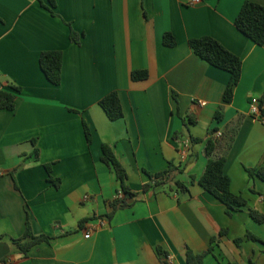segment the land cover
<instances>
[{
  "label": "crops",
  "instance_id": "1",
  "mask_svg": "<svg viewBox=\"0 0 264 264\" xmlns=\"http://www.w3.org/2000/svg\"><path fill=\"white\" fill-rule=\"evenodd\" d=\"M246 1L264 5L55 0L53 15L46 8L50 0H0V84L21 88L14 111L0 108V264H187L188 249L200 254L210 248L204 264H264V221L250 214L264 216V180L257 174L264 169V122L251 111L256 103L264 108V45L234 24ZM167 32L176 46L164 45ZM206 36L242 60L230 103L223 100L230 73L189 46V40ZM48 51L62 52L60 85L41 69L40 56ZM136 71H147L148 78L133 80ZM113 91L124 110L116 121L99 105ZM220 107L223 117L217 120ZM240 115L244 120L224 172L247 205L228 214L198 181L210 132H223ZM103 144L112 147L135 194L117 210L111 202L121 182L102 161ZM170 164L180 168L177 179L189 192L174 184L145 191L144 170L158 173ZM28 220L34 234L51 240L23 255L13 240L24 235Z\"/></svg>",
  "mask_w": 264,
  "mask_h": 264
},
{
  "label": "trees",
  "instance_id": "2",
  "mask_svg": "<svg viewBox=\"0 0 264 264\" xmlns=\"http://www.w3.org/2000/svg\"><path fill=\"white\" fill-rule=\"evenodd\" d=\"M40 1L41 4H43L42 0ZM55 7V0H50V7L46 8L51 12V14L55 15ZM234 24L238 31L251 39L254 43L260 46L264 45V5L252 1H246L242 6L238 16L236 17ZM70 37L72 41L79 43L78 36L75 32L71 31ZM163 43L168 47H174L177 44L174 36L168 32L164 34ZM189 46L199 58L206 61L211 66L230 73L231 80L225 90L223 97L225 103H230L234 98V89L239 84L242 77V60L237 55L225 48L219 41L210 36L191 39L189 40ZM62 64V52L48 51L43 52L40 56L41 69L47 79L54 85H60L62 82ZM132 78L136 81L147 79L148 72H133ZM19 91H21L20 87L10 85L9 89H5L0 84V108L14 111L16 108V92ZM99 105L102 107L107 117L111 121H116L124 117L122 102L117 91H113L103 97L99 101ZM259 107L261 111V117L264 118V108L261 104H259ZM223 112L224 108L220 107L216 112L215 118L217 120H221L223 117ZM243 120V115L238 116V118H236L223 129L221 137H217V132L219 131L218 128H214L210 132V136L206 141L203 151L205 157L207 158V165L198 181L204 190L212 194L224 205H226L228 214H232L233 212L247 205L246 199L240 195L234 194L231 191L230 178L224 172L227 157L233 147ZM83 127L88 144H91L92 134L88 124L85 121H83ZM191 141L193 143L203 142V140L200 139H192ZM102 152V161L115 171L117 178L121 182L120 190L124 193V198L115 199L111 202V206L113 210L127 207L129 205L128 200L135 196V194L132 193L126 185L127 172L122 164L118 161L112 147H110L108 144H103ZM35 157L36 159L39 158L38 150L35 152ZM46 168L49 173V180L55 186H59L60 180L51 176V166H46ZM144 172L149 177V182L144 186L145 191L174 184L182 192H189L185 184L177 179L180 168L173 164H170L169 168L162 172L150 173L145 170ZM254 172L255 171H249L251 176L254 175ZM257 174L262 180H264V169L258 171ZM250 214L256 222L263 223L264 216L262 214L255 210H251ZM224 233L225 232H222L221 235ZM247 237L249 239L258 240V238H256L251 233H248ZM50 240L51 238L46 235L34 234L31 224L28 220L24 235L20 239L13 240V244L23 255H27L33 247L44 242H49ZM215 241L216 239L213 240V242ZM241 242V239L236 240V244L238 246ZM212 250L213 249L210 248L207 252L198 254L194 253L191 249H188L186 252L187 264H204L206 255ZM158 252L160 256L167 257V253H165L161 248L158 249ZM164 264L169 263L164 260ZM250 264L256 263L250 261Z\"/></svg>",
  "mask_w": 264,
  "mask_h": 264
},
{
  "label": "built area",
  "instance_id": "3",
  "mask_svg": "<svg viewBox=\"0 0 264 264\" xmlns=\"http://www.w3.org/2000/svg\"><path fill=\"white\" fill-rule=\"evenodd\" d=\"M196 3L198 2H201V0H195ZM251 111L254 115L258 116V118H260L263 122H264V118L261 117V111H260V107H259V104L256 103V104H253L251 106ZM222 136V131H218L217 132V137H221ZM184 156V154H183ZM124 198V193L120 190L116 196V199H123ZM86 238H89L90 237V234L87 233ZM3 264H11L9 262H6V263H3Z\"/></svg>",
  "mask_w": 264,
  "mask_h": 264
}]
</instances>
